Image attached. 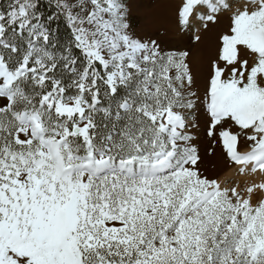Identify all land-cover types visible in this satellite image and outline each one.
<instances>
[{
    "label": "snow or ice",
    "instance_id": "snow-or-ice-1",
    "mask_svg": "<svg viewBox=\"0 0 264 264\" xmlns=\"http://www.w3.org/2000/svg\"><path fill=\"white\" fill-rule=\"evenodd\" d=\"M131 7L0 0V264H264V0H170L200 68Z\"/></svg>",
    "mask_w": 264,
    "mask_h": 264
},
{
    "label": "rangeland",
    "instance_id": "rangeland-1",
    "mask_svg": "<svg viewBox=\"0 0 264 264\" xmlns=\"http://www.w3.org/2000/svg\"><path fill=\"white\" fill-rule=\"evenodd\" d=\"M169 2L170 0L167 2L165 0H129L132 6L131 23L133 27L137 30L147 32L153 39H156L160 43L165 51H187L189 53V62L194 68L199 66L204 67L207 56L214 47L217 29L213 28L207 33H199L201 40L196 41L194 37L198 33L195 28H176L172 22L171 10L168 7ZM199 133L200 129H197L192 134L197 139L203 154L207 139L199 135ZM204 167L208 169L209 173H215L216 178L225 185H232L237 182H251L253 180L259 182L261 179L259 175H241L237 173L235 168L224 167L218 160L210 157H205Z\"/></svg>",
    "mask_w": 264,
    "mask_h": 264
},
{
    "label": "bare ground",
    "instance_id": "bare-ground-1",
    "mask_svg": "<svg viewBox=\"0 0 264 264\" xmlns=\"http://www.w3.org/2000/svg\"><path fill=\"white\" fill-rule=\"evenodd\" d=\"M167 1H168V0H165V2H167ZM158 7H159V6H158ZM166 8H168V7H166ZM163 9H164V8H163ZM176 39H177V38H176ZM205 41H206V40H205ZM179 44H180V43H179ZM203 44H204V42H203ZM187 45H188V44H187ZM194 47H195V46H194ZM198 51H199V50H198ZM199 53H200V52H199ZM197 56H198V55H197ZM197 56H196V57H197ZM201 56H202V55H201ZM196 57H195V58H196ZM198 57H199V56H198ZM199 61H200V60H199ZM196 63H197V62H196ZM194 64H195V63H194ZM198 65H199V62H198ZM199 67H200V66H199ZM199 67H197V68H199ZM230 173H231V172H230ZM230 178H231V177H230Z\"/></svg>",
    "mask_w": 264,
    "mask_h": 264
}]
</instances>
